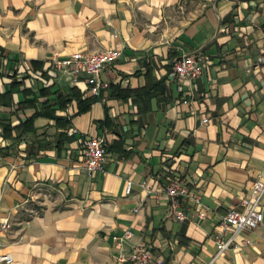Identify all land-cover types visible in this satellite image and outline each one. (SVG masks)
Segmentation results:
<instances>
[{
  "label": "crops",
  "instance_id": "crops-1",
  "mask_svg": "<svg viewBox=\"0 0 264 264\" xmlns=\"http://www.w3.org/2000/svg\"><path fill=\"white\" fill-rule=\"evenodd\" d=\"M263 43L264 0H0V213L12 222L0 251L11 264H131L144 242L149 264H208L233 235L224 215L264 180ZM107 49L123 54L98 95L85 73L51 71ZM185 54L203 71L180 82ZM96 136L108 160L89 174L80 139ZM174 179L201 199L181 200L183 220ZM220 263L264 264V229L239 231Z\"/></svg>",
  "mask_w": 264,
  "mask_h": 264
},
{
  "label": "built area",
  "instance_id": "built-area-1",
  "mask_svg": "<svg viewBox=\"0 0 264 264\" xmlns=\"http://www.w3.org/2000/svg\"><path fill=\"white\" fill-rule=\"evenodd\" d=\"M264 52V43L262 47ZM123 52L119 49H107L99 52L84 53L76 52L66 59L54 58L53 73L63 70L68 75L76 77L79 73L86 74V83L90 85V90L94 95H98L101 88L108 86L101 79V73L105 67L111 65L122 56ZM203 71V64L198 55L185 54L176 59L173 64L172 74L182 82L184 80H193L198 78ZM204 118L203 122H207ZM78 132L76 128L69 130V135H75ZM80 145L82 149L83 163L89 174L104 169L108 160L107 141L102 136L81 138ZM127 192L131 190V182L127 184ZM169 197V208L172 215L178 220L185 219V214L181 211V200L185 197L192 198L200 204L201 199L198 194L193 192L186 182L174 179L166 188ZM264 195V180H256L252 187L250 201L246 204L243 211L229 209L223 217L222 224L225 228H232L233 235L230 240L221 242L217 253L208 264H221L220 256L228 248L234 236L244 228L264 229V212L260 209V200ZM12 228V222L8 216L0 213V237ZM133 237L132 231L125 230L122 235L116 236L115 240L124 242ZM152 254L144 242L134 243L131 247L128 261L131 264H149ZM13 255L10 252L0 251V264H11Z\"/></svg>",
  "mask_w": 264,
  "mask_h": 264
},
{
  "label": "trees",
  "instance_id": "trees-1",
  "mask_svg": "<svg viewBox=\"0 0 264 264\" xmlns=\"http://www.w3.org/2000/svg\"><path fill=\"white\" fill-rule=\"evenodd\" d=\"M34 74H36L37 76H38V74L35 72ZM39 77V76H38ZM80 108H79V111L81 112V111H84V110H86L88 107H89V105H90V101H87V102H85V104L83 103V102H80ZM82 104H84V105H82ZM57 119H60V118H57ZM18 127V126H17ZM27 128V130L28 129H30L29 127H26Z\"/></svg>",
  "mask_w": 264,
  "mask_h": 264
},
{
  "label": "rangeland",
  "instance_id": "rangeland-1",
  "mask_svg": "<svg viewBox=\"0 0 264 264\" xmlns=\"http://www.w3.org/2000/svg\"><path fill=\"white\" fill-rule=\"evenodd\" d=\"M1 246V245H0Z\"/></svg>",
  "mask_w": 264,
  "mask_h": 264
}]
</instances>
